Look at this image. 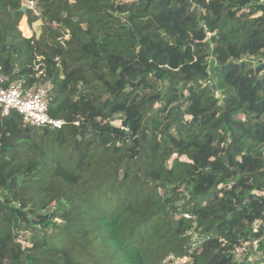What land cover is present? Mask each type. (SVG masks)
<instances>
[{
	"label": "trees",
	"instance_id": "obj_1",
	"mask_svg": "<svg viewBox=\"0 0 264 264\" xmlns=\"http://www.w3.org/2000/svg\"><path fill=\"white\" fill-rule=\"evenodd\" d=\"M32 1L0 63L64 124L0 113V264H264V0Z\"/></svg>",
	"mask_w": 264,
	"mask_h": 264
},
{
	"label": "built area",
	"instance_id": "obj_2",
	"mask_svg": "<svg viewBox=\"0 0 264 264\" xmlns=\"http://www.w3.org/2000/svg\"><path fill=\"white\" fill-rule=\"evenodd\" d=\"M50 81H39L26 86L22 78L10 80L0 63V113L9 115L12 111L21 114L23 122L32 126L61 128L64 120L49 115ZM189 217V214L185 215ZM243 247L238 248V256Z\"/></svg>",
	"mask_w": 264,
	"mask_h": 264
},
{
	"label": "rangeland",
	"instance_id": "obj_3",
	"mask_svg": "<svg viewBox=\"0 0 264 264\" xmlns=\"http://www.w3.org/2000/svg\"><path fill=\"white\" fill-rule=\"evenodd\" d=\"M22 1H23V6H25L26 9L35 7V2L32 0H22ZM41 24H42V20L38 19L37 21H35L33 23L32 27L29 28L27 26V18H26V16H24V18L20 22V29L23 32V34L26 36H30L33 32H35L37 35H39L40 30H41ZM204 37H205V39H209L210 38V32L205 31Z\"/></svg>",
	"mask_w": 264,
	"mask_h": 264
},
{
	"label": "water",
	"instance_id": "obj_4",
	"mask_svg": "<svg viewBox=\"0 0 264 264\" xmlns=\"http://www.w3.org/2000/svg\"><path fill=\"white\" fill-rule=\"evenodd\" d=\"M21 10L22 11H25L26 10V7L22 5Z\"/></svg>",
	"mask_w": 264,
	"mask_h": 264
}]
</instances>
